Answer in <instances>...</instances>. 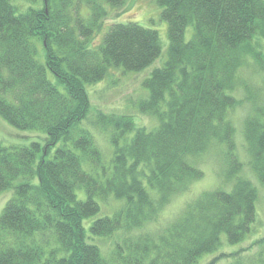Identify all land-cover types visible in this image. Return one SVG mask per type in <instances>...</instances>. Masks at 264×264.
<instances>
[{
  "label": "trees",
  "instance_id": "16d2710c",
  "mask_svg": "<svg viewBox=\"0 0 264 264\" xmlns=\"http://www.w3.org/2000/svg\"><path fill=\"white\" fill-rule=\"evenodd\" d=\"M125 2L0 0V116L45 134L43 143H0V192H11L0 212V264H106L87 231L112 240L118 264H195L218 248L222 234L236 244L252 231L257 192L240 175L228 113L250 56L264 88V0H155L167 23L168 54L145 78L148 97L139 108L159 124L137 127L129 115L98 111L96 126L119 128L106 156L82 126L93 118L86 85L112 67L141 70L161 52L157 31L137 23H111L91 46L107 6ZM188 26L192 35L184 41ZM243 133L264 184V101L246 116ZM215 144L222 146L223 183L162 228L145 229L158 222L170 196L201 178L194 159ZM109 197L117 207L86 229L84 220ZM257 241L251 264H264V236ZM229 256L246 264L238 251L203 264Z\"/></svg>",
  "mask_w": 264,
  "mask_h": 264
},
{
  "label": "rangeland",
  "instance_id": "374dc122",
  "mask_svg": "<svg viewBox=\"0 0 264 264\" xmlns=\"http://www.w3.org/2000/svg\"><path fill=\"white\" fill-rule=\"evenodd\" d=\"M160 7L155 0H126L123 5L118 7H108L106 16L103 18L102 25L95 30L89 39L91 46L99 43L102 34L111 23H137L141 26L154 29L158 33L161 52L148 66L138 71H126L121 67H112L107 75L94 83L86 85V92L89 98L91 115L83 120L82 126L87 128L94 136L95 143L106 156L112 153L113 146L110 142V134L112 131L119 128L109 125L110 130H104L94 124L95 114L98 111L115 114L129 115L132 117L134 125L137 127H145L153 129L158 126L159 119L151 113L142 112L139 108L141 101L147 99L148 90L144 87L143 82L154 68L161 67L166 61L168 54V32L166 21L160 18ZM192 35V28L188 26L184 32V41H188ZM264 40V39H263ZM252 56L244 65L239 68L237 73V83L234 89L230 92L237 100L238 104L232 108L228 117L234 126V142L235 153L241 162L240 175L246 177L257 192L256 199V222L252 231L245 239L236 244H228L224 234L221 235V244L218 248L211 252L203 254L199 257L195 264H203L207 260L215 257L220 253H233L238 251L241 257H246L244 263L251 264L253 257H256L258 239L264 236V184L261 183L255 175V172L250 164V156L245 141L243 127L247 115H249L254 106L262 105L264 101L263 77L256 72L255 63L252 61ZM92 121H89V120ZM133 132H128L126 137H129ZM45 134L36 130H21L11 126L6 120L0 116V143L3 145L24 144L27 145L32 141L43 143ZM222 153L221 145H212L203 154L194 159L195 164L202 170L201 178H197L189 182L187 187L170 196L161 211V216L158 222L149 223L145 229L162 228L161 224L172 221L177 218L186 206L193 202L201 192L214 189L221 180V164L223 162L219 158ZM110 155V154H109ZM108 155V156H109ZM223 169H224V163ZM228 186V182H224ZM11 196L9 189L0 192V212L6 200ZM81 196H79L80 198ZM107 201V200H106ZM103 201V208L98 215L84 220V226L88 229L89 223L108 213L117 207V201L109 197L108 201ZM159 223V224H155ZM157 225H160L157 227ZM150 227V228H149ZM154 227V228H153ZM88 241L98 246L100 255L106 264H118L113 255L112 240L91 236L87 231ZM257 241V242H256ZM248 257H252L249 259ZM235 256L223 257L218 261V264H232ZM252 260V261H251Z\"/></svg>",
  "mask_w": 264,
  "mask_h": 264
}]
</instances>
